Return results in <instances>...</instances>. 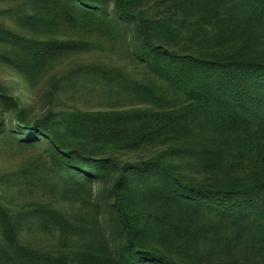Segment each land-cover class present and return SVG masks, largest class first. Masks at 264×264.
I'll return each instance as SVG.
<instances>
[{"label": "trees", "instance_id": "trees-1", "mask_svg": "<svg viewBox=\"0 0 264 264\" xmlns=\"http://www.w3.org/2000/svg\"><path fill=\"white\" fill-rule=\"evenodd\" d=\"M74 32L130 33L137 60L182 99L32 118L0 85V141L42 145L52 172L47 180L22 171L20 183L55 181L64 194L72 185L102 187L116 250L113 258L80 252L74 264H264V0H0V62L25 82L84 46ZM89 70L146 94L114 70ZM158 95L155 102H166ZM186 130L195 131L196 158L217 174H184L175 147L134 161L116 155ZM7 188L0 177V264H64L21 236L71 222L50 204L12 209Z\"/></svg>", "mask_w": 264, "mask_h": 264}, {"label": "rangeland", "instance_id": "rangeland-1", "mask_svg": "<svg viewBox=\"0 0 264 264\" xmlns=\"http://www.w3.org/2000/svg\"><path fill=\"white\" fill-rule=\"evenodd\" d=\"M144 8L148 7L146 4ZM156 11V10H155ZM85 44L78 51L62 57L37 79L25 82L12 69L0 62V85L20 98L32 118L48 111L109 109L115 107H163L181 102L169 85L156 72L142 65L133 54L130 33L117 38L89 36L82 32L71 34ZM185 48L198 44L183 43ZM211 47V45H208ZM104 66L139 84L145 95H133L117 85H110L102 76L93 74L89 67ZM164 94L165 101L155 102L152 95ZM159 96V95H158ZM190 131V133H189ZM195 131L171 132L134 152H118L121 160H137L159 154L169 147L177 148L175 159L181 162L184 174L193 178H208L218 173L210 162L203 165L196 158ZM199 147V146H198ZM185 149H187L185 151ZM46 150L37 144L29 147L10 146L0 141V177L8 179L6 189L12 209H23L32 202L55 206L71 222V229L56 225L47 229L37 226L22 233V241L29 247L74 264L80 252L109 254L113 258L117 236L107 221L108 210L101 185H72L64 194L57 182L42 185L32 182L23 185L18 178L22 171L52 177L46 166ZM209 262H204L208 264Z\"/></svg>", "mask_w": 264, "mask_h": 264}]
</instances>
